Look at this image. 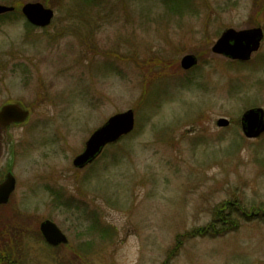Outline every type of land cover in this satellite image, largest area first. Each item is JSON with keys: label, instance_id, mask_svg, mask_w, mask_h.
<instances>
[{"label": "rangeland", "instance_id": "1", "mask_svg": "<svg viewBox=\"0 0 264 264\" xmlns=\"http://www.w3.org/2000/svg\"><path fill=\"white\" fill-rule=\"evenodd\" d=\"M35 1L56 12L47 29L0 17V108L30 110L9 129L19 184L0 208L4 238L17 236L5 246L34 264H264V134L240 125L264 109V40L245 63L212 51L227 28L264 30V0L0 3ZM127 110L134 131L76 167L90 134ZM228 205L236 228L216 234ZM45 219L68 244L43 243Z\"/></svg>", "mask_w": 264, "mask_h": 264}, {"label": "water", "instance_id": "2", "mask_svg": "<svg viewBox=\"0 0 264 264\" xmlns=\"http://www.w3.org/2000/svg\"><path fill=\"white\" fill-rule=\"evenodd\" d=\"M14 8L0 5V14L12 11ZM26 17L35 25L47 26L54 16L52 9L45 8L43 4L27 3L23 7ZM263 39L261 28L237 31L226 30L213 47L215 53L224 54L232 59L249 60L252 54L260 48ZM197 64L194 55H186L182 59V67L190 69ZM29 116V111L20 104H7L0 110V171H3L4 181L0 184V204L7 203L15 189V177L7 169L10 142L8 136L9 127L12 124L22 123ZM219 126H228L229 120L221 118ZM135 117L133 110L117 114L98 129L87 142L86 150L74 160L76 166H84L92 161L110 142L117 141L122 135L133 130ZM242 128L249 138L259 137L264 132V110L255 108L248 110L242 117ZM41 231L48 243L58 245L67 243L68 238L52 221L41 224Z\"/></svg>", "mask_w": 264, "mask_h": 264}, {"label": "flooded vegetation", "instance_id": "3", "mask_svg": "<svg viewBox=\"0 0 264 264\" xmlns=\"http://www.w3.org/2000/svg\"><path fill=\"white\" fill-rule=\"evenodd\" d=\"M3 181H4V176H3V171L1 170L0 171V184ZM14 194L15 193H13L11 195L7 204L10 203ZM2 206H4V205H0V208ZM11 209H12V207H11ZM5 218H6L5 216L3 218H0V222H8V220ZM0 232L2 235V237H0V264H34V259L32 258V254H30V253H28V254H17V252L13 249V247H12V249H9V247H10L9 244L7 246H5V239H10V241H14L17 239V236H11V237L4 238L2 229H0ZM45 244L49 248H57V247H60L62 245H66V244H61L58 246H51V245H48L46 242H45ZM74 260L76 263L72 262L71 264H85L83 257L80 255H77L76 259H74ZM164 264H168V263H164Z\"/></svg>", "mask_w": 264, "mask_h": 264}, {"label": "trees", "instance_id": "4", "mask_svg": "<svg viewBox=\"0 0 264 264\" xmlns=\"http://www.w3.org/2000/svg\"><path fill=\"white\" fill-rule=\"evenodd\" d=\"M16 15L17 14H15V13H11V14L0 16V17L1 18H11V17H14ZM227 209H228V212H229L228 215L225 214L224 212H221V209L216 212V216H215V221L214 222H218V223H217V225L214 224V227H213V231L216 234L220 233V232H222V231H224L226 229H230L231 230V229L236 228V223L235 222H228L227 221V216L231 215V213L235 212V210L230 205H228ZM217 227H220V228H217Z\"/></svg>", "mask_w": 264, "mask_h": 264}]
</instances>
